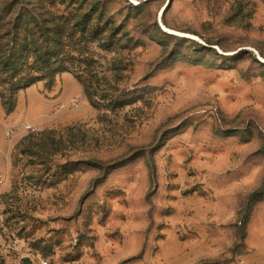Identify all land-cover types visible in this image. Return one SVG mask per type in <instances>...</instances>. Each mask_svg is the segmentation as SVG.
Returning <instances> with one entry per match:
<instances>
[{
	"label": "rangeland",
	"instance_id": "rangeland-1",
	"mask_svg": "<svg viewBox=\"0 0 264 264\" xmlns=\"http://www.w3.org/2000/svg\"><path fill=\"white\" fill-rule=\"evenodd\" d=\"M83 17L93 102L24 57ZM43 259L264 264V0H0V264Z\"/></svg>",
	"mask_w": 264,
	"mask_h": 264
},
{
	"label": "trees",
	"instance_id": "trees-1",
	"mask_svg": "<svg viewBox=\"0 0 264 264\" xmlns=\"http://www.w3.org/2000/svg\"><path fill=\"white\" fill-rule=\"evenodd\" d=\"M42 25L43 31H45V48L44 51L41 52L38 49L35 40L30 41V44L32 45L30 53L27 50V55H24V57L32 56L34 58L32 63H30L31 65L29 69L32 72L42 73L43 78H48L50 81H52L56 77V75L68 68V64H71L72 66L74 65V68L79 70L80 73H84L86 74V76H88V81L90 82V84L86 81H84V84H82L87 92L86 95H88L89 99L93 102L94 96L96 95H93L94 93L90 92L89 86L93 85L92 79L96 78L97 74L93 72V70L89 71V73H85L83 69L84 66L88 69L93 68V63L89 62V57L86 55L87 53L85 49L80 51L81 53L77 56H73L71 54L69 59L65 57L64 52L66 51V45L68 44L66 34L68 33L67 30L71 31L72 36L69 35L70 40L74 42L78 37L92 38L94 39V42L107 40V37H105L106 31H102V29L99 28L103 25H105V27H109L111 23H109V20L104 21V19H97L94 22L93 19L83 17L62 24L60 23L59 18H50L43 22ZM34 27L38 29L40 28L39 25H34ZM26 29H28V27H26ZM29 35L34 36L35 34L30 32ZM86 45H88L87 42H85L84 47ZM86 50H88V47L86 48ZM9 59H12V63L10 64L14 71L18 73L19 68L21 67V65H19L18 63L21 59L16 58L14 55ZM93 61H95L94 58ZM3 64L6 67L10 65L9 63L7 64L5 62ZM36 80L37 79L35 77H32L27 80V83L25 85L32 84ZM99 99L100 100L96 102L98 105V109H100V107H107V111H117L118 109L126 105L125 101L113 99L107 95L101 96ZM2 100L5 101V97H2ZM11 111L12 109H9V112Z\"/></svg>",
	"mask_w": 264,
	"mask_h": 264
},
{
	"label": "built area",
	"instance_id": "built-area-1",
	"mask_svg": "<svg viewBox=\"0 0 264 264\" xmlns=\"http://www.w3.org/2000/svg\"><path fill=\"white\" fill-rule=\"evenodd\" d=\"M27 128H32V125L28 124L26 125ZM41 264H53L52 262L48 261V260H41Z\"/></svg>",
	"mask_w": 264,
	"mask_h": 264
}]
</instances>
